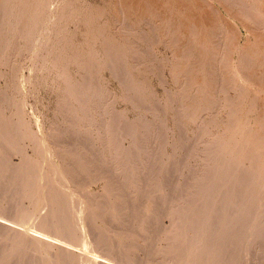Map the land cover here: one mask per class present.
<instances>
[{
    "label": "rangeland",
    "instance_id": "obj_1",
    "mask_svg": "<svg viewBox=\"0 0 264 264\" xmlns=\"http://www.w3.org/2000/svg\"><path fill=\"white\" fill-rule=\"evenodd\" d=\"M12 1H15L14 4L12 3L15 10H14V15L11 17V19H9V16H8V9L7 11L4 10L6 13H3L4 11L0 10V12L5 15V16L1 15L0 13V16H2L3 18V19L0 18V23L4 25L6 24V21H8V24L6 26L7 28L4 25L5 29L8 32H11L10 29L13 30L12 29L13 23L15 26V22L19 18V16H17L20 13L18 12V9L20 10L23 5V4H20L22 3L21 0H12ZM28 1L31 2L30 0ZM36 1L37 0H33L31 2L32 4L30 3L31 6L30 8H28L29 10H27V11H30V10L35 11L36 9L39 8L36 16L42 15V17L41 16L39 17L40 18L39 22L37 26L34 27V31H33L35 34L36 32H38L37 34L39 35L38 36L39 38H38L36 36L37 34L36 35L33 34V39L35 37L37 38V40L36 38L34 39L35 46L34 44H27V46L23 44L22 46L20 43V40L22 38L20 39L19 35H14L13 42L18 37H19L18 39H20L14 42V46H15L14 48L16 49L18 48L17 46H19L20 52H16V54H14L15 57L12 56L13 58L10 56L11 62L9 61L7 62V64L0 65V69H1L0 73L3 71H6L3 73L4 75L3 74L0 75V89H1V92H3V93L0 92V119H1L0 120V193L3 194L5 191L3 195L0 194L1 195L0 205H3L5 203L4 207L6 206L5 210H1V206H0V220L5 221L11 226L14 225L13 227L15 229L19 228V230L21 231L23 230L26 231L25 234L35 233L42 238L51 239L50 241L56 245H59L62 247L66 246L67 248L71 249L74 253H83V254L85 253L84 255L88 256L87 259L89 258L90 260H87L81 264H93V261H96V260H102L106 264H173L172 260L176 264H182V263L194 264V261H191L192 260L191 258L193 257V255L197 254L198 252L197 246L198 244L200 245V242L197 244L196 246L197 250L195 252H194L195 248L193 246L196 245L195 242L199 240L200 241L204 240V237H201L203 233H201V236H199L200 232H205L203 235L206 234L207 236V233L209 232L208 230L210 229V227L205 225L204 227H202L204 231L200 230L199 228H200L201 223L199 220L196 219L197 218L196 216L191 219V220L195 219L194 220L195 222L186 221L188 217H191L188 214V212L191 211V210H188L190 209V204H191L189 202L191 201V199L192 201L197 199L195 200L196 202L197 201L201 202V203L197 202L199 203L197 204L194 201L195 202L194 208H196L197 211L202 210L201 217L203 218H207L206 215L208 216L210 213H213L211 222L214 225H216L214 228L215 229L214 231H215V236H218L221 233V229L219 228H221L223 219H225L227 215V211H226L227 209L225 208L227 205V201L230 197V194L231 193L232 195L237 194L235 193L236 189H234L236 188L235 185H237L236 184L237 183V176H236L237 175V164L235 163L231 165V167L228 168L229 174L228 172H225L220 169L221 167L227 166V164L229 163L228 161H230L233 158L235 159V157H237V150H236L237 141L236 139L235 140L233 139L234 137L232 138L234 141H232L230 137H232L233 135L230 131L227 130V126L231 124L230 122H232L233 120L232 117H234V115L236 114L238 115L239 113H244L245 115L246 114L253 115L255 114L256 107L259 106V104L261 105L262 103H264V98L262 99V97H264V92H263L264 91V86H263L264 85L263 84L264 82V58H261V57H264V44L261 43L262 44L261 45L259 44V41H258L255 45L256 47L255 49L251 48L252 45L251 47H249L250 45L249 37L251 35L249 34V32L251 30L248 28V24L245 21L244 22L239 21L237 17L234 16L235 11L232 7L231 8L226 7L227 0L226 1L221 0L220 3H219V0H196V1L201 2L198 4L199 6L195 5L196 4L195 0L193 1L187 0L185 2H181L179 0H169V1L168 0H157V1L147 0L149 1L147 2L146 0H143V1H146L147 3L144 4V6H141V9L139 8L140 10L138 9L134 10V11H137L136 13L133 11L128 12V13H125L122 11L119 12L120 10L118 11L116 7L119 0H50V1L46 0L47 1L46 3H45V0L42 2H40L39 0L37 2ZM134 1L137 2L138 0H134ZM233 1L237 2V0H230L229 4L230 2L231 4H234ZM46 4H49V6H46ZM149 5H150V8H149ZM221 5H223V7ZM42 6H43V9H41ZM182 6L184 9H182ZM43 10H44V14L39 15L38 13L40 12L43 13ZM72 10L76 11L77 16H73L72 17L73 19L72 18L68 19L69 14L71 13ZM190 10H191V13H190ZM166 11L168 12L170 11V12L168 13ZM182 11H184V13H187V14L189 13L190 16L192 14L193 15L191 17L192 19H186L182 17ZM90 12H92L93 14ZM35 13H33L34 17H35L34 15ZM94 13H96V15ZM230 13L233 15L232 17ZM87 15L89 18L85 17ZM25 17L26 15L24 16L23 21H25ZM91 17H94V18L91 19ZM143 17L145 19H143ZM263 17H264V12L256 15L255 17V21L256 23H258V25L256 24L255 28L257 27L256 28L257 31L260 28L259 33H261L262 35V37L260 36L261 38H263V35H264ZM50 19H52L53 21H51ZM93 19L96 20L95 21L96 23L92 22ZM150 19L152 20L154 19V21ZM159 19L161 21H159ZM50 21L54 23H51ZM85 21L86 22L91 21V22L86 23ZM149 21H152V22L150 23ZM242 22L245 24H243ZM98 27L102 28L100 29L101 32ZM165 27L168 29H166ZM247 28L249 30L248 32L245 31V29ZM149 30L150 31L152 30L151 32L153 31L154 32L151 33ZM56 31L58 32L56 33ZM177 31L178 33H176ZM162 34L164 35L165 38H163ZM244 34L247 35L245 37L247 39L240 38V36H243ZM27 35L29 37L32 36V32L30 31L29 34L28 33L26 34V36ZM45 35L47 36L49 35V36L47 37ZM167 36H170V38ZM44 37L48 39L47 44L46 43L42 44V42H40V38H44ZM168 38L171 40V44L173 47L172 46L170 47L169 46L170 44L167 45V42L165 40H168ZM53 39L54 40L57 39V40L54 41ZM162 39L164 40V42L161 43ZM2 40L3 39L0 40L1 43L4 41ZM152 41H155V42L153 43ZM16 42L17 44L18 43L20 44L17 45ZM59 42H60L61 48L59 47L60 45L57 44ZM99 43L100 45H98ZM55 44L57 48H55ZM43 45H45L46 47L45 49L43 48ZM101 45L105 46L104 47L105 51ZM129 45L132 47L130 48ZM191 45L192 47H190ZM99 46H101L102 49ZM141 46H143L144 49L143 47L141 48ZM145 47H146V50L147 48L148 49L150 48L148 52H150L151 54L150 53L146 54L147 51L145 50ZM25 48L27 49L25 50ZM56 49H58L60 52L57 51ZM184 49L185 51H188L189 53L188 59L186 61V66H188V68L186 72L187 75L185 73V76H183V79H181L180 81L179 77L176 76L175 74L178 73L176 70H178L179 72L181 70L180 69L181 64L179 63L182 61L181 59H183L185 55ZM202 50L204 52H202ZM111 51L115 53V55H113L114 56L113 64L115 63V60L118 59L116 62L118 64L121 63V65L124 67L123 68L124 77H122L123 79L120 78L119 75H118L119 78L116 77L117 74L114 73V70H113L114 67L111 68L107 66V61L109 59L108 57H111V55L113 54ZM144 51H146L145 52L146 55H144ZM104 52H106V54ZM108 52L111 54H109ZM36 55L38 56L42 55V56L37 58ZM54 56L55 57L57 56L56 57L57 59ZM147 56L150 61L145 66L144 64H142V62H143L144 57H147ZM25 57L27 58V61L23 63L25 61ZM149 57H151V59ZM236 57H239V58H236ZM41 58H43V61L41 60ZM81 61L82 63H80ZM255 61H257L258 64ZM123 62L125 64H123ZM235 62H239L240 64L235 63ZM137 64H140V65H137ZM259 64H263V66L260 68ZM54 65H57L56 68L58 67V69L54 68ZM157 65H159L158 67L159 69L153 72L154 68ZM199 65L203 67L201 68ZM244 65L246 66L244 67ZM38 66L40 68H37ZM113 66H115V64ZM234 66H236L237 68ZM257 66L259 67L257 68ZM4 67L6 68L4 69ZM259 68L261 71L259 70ZM90 70L93 73V78L95 79V77L96 76L97 77L95 81H93L92 79L93 84H92L91 89L93 90L88 93V92H85V87L82 84L87 78V75L89 74ZM257 70H259L260 72ZM9 71L11 72V74L10 73L9 74L12 80L9 78V74L7 75ZM199 72L202 73V75ZM253 72H256V73H253ZM257 72H259V74ZM141 74H143V76ZM203 74L205 76H203ZM231 75L235 77L233 78ZM175 78L178 80V82H176ZM125 79L127 80L128 84L126 83ZM253 79L255 80L253 81ZM191 82L193 85L191 84ZM225 83L228 84L227 87H225L226 86ZM255 83L258 85H260L259 83H261L260 85L261 87L260 86L257 87ZM67 84L69 85L72 84L71 85V87L73 86L71 88V91L73 90L72 92L70 91L66 92L68 91L67 88L69 87V85ZM122 85L128 86V87L125 88ZM212 85H213V88L211 89ZM215 85L217 89L215 88ZM220 86L221 88H223V90L221 91L219 90L221 94H219V91H218V88L221 89ZM202 87H205L206 90L207 88L210 87V91L208 90L209 94L207 95V97L209 98L208 100L210 102L207 105H205L206 107L202 104V107H204V109L206 108L205 109L206 111L205 110L203 111L204 113L201 111V109L200 110L197 109V107H199V102H198L199 97L196 99L194 98V95L191 96L192 94H196L195 97H197L198 95L197 92H199V88H202ZM224 88L226 91L224 90ZM185 89L187 93L185 92ZM215 91H217V94L219 96L216 94ZM222 91H225V92L222 93ZM100 92L101 94L104 95V99H100L101 101L99 100V98H96L95 95L94 96L91 95V94H96V93L99 94ZM212 92H214L216 95ZM184 93H186V95L191 96L192 99L193 98L195 99L194 103L191 106L188 105L189 107L185 113H183L185 110H182V108H184L185 105L187 106V104H185L187 103V100L186 98H184L186 97ZM80 94H83V96L82 95L80 96ZM235 94H237V96ZM74 96L76 97L75 98L76 101L74 100ZM233 96H236V98ZM77 97H81V98L78 99ZM220 98L221 99L225 98V101L220 100ZM77 99L79 100V102ZM218 99L220 103L218 102ZM249 99L252 101H250ZM60 100L62 101L59 103L63 105L60 106V108L58 109L60 110L59 112L57 110V107L55 106L59 105L58 102L56 101H60ZM208 100L206 99L207 102ZM258 100L260 101L255 102ZM244 101L246 103H244ZM247 101H249L248 103L250 102L251 103L248 105ZM214 102H218L219 104L214 105L213 104ZM103 103L106 104L107 111L108 112L111 111V114L114 115L116 120L119 119V123L118 124L116 123L117 125L114 124L112 126L111 131H110V133L111 132L112 133L111 134L109 133L107 135L104 131V128H102V125L104 126L106 125L105 122H106V119H108V117H106L107 114H101V112H98V110L101 111L103 109V107H101ZM228 103H230L229 106H228ZM239 103L241 104L239 105ZM242 103L244 104L242 105ZM253 104L255 106H253ZM218 105H220L221 108ZM244 105L246 106V110L248 113L245 112L246 111L245 109L241 108V107H244ZM179 108H181L180 109L181 113H180ZM159 116H161L162 118ZM177 116H179V118ZM178 120L180 121L178 122ZM7 121L9 124H7ZM154 125L155 127H153ZM17 126L19 127V129L17 128ZM60 126H64V127L66 126V127L63 130L62 129L63 127L61 128ZM133 126L140 127V128H139L138 134L136 136L134 135L131 137L130 135H127V134H129L128 131L134 128ZM14 127H16L17 129ZM38 127H41V128L38 129ZM53 129L55 130L57 129L58 132H61V133H58L59 141L60 142L62 141L61 142L62 147L60 146L61 149L59 151V155H60L59 157L61 158L59 157L55 159L53 158V155H52L53 147L51 149L45 150L46 156L45 155L43 157L38 156L36 152L38 151L37 148L40 146V141L42 140L45 134H52V131L53 132L55 131ZM142 129H143V132H145L146 137L148 138L146 139V142H145V149H143L142 153L140 152L141 154H138L137 153L138 147L136 145H138L139 140L136 141V139H139L140 137L139 135L141 133L140 130L142 131ZM117 130H119L120 133ZM11 131H15L14 136L16 137H14L13 135L11 136ZM62 131H64V133ZM202 133L205 135H203ZM109 135H112L113 138H115L114 145H110L109 143H107V139L110 138ZM90 136L92 137V139ZM102 136H104V139ZM158 136L160 139L159 140L160 143L158 142ZM177 136L179 137V140ZM5 137L7 139L11 137L10 139L14 141L15 150H16L15 153L7 154L4 151V149L1 147L4 144L3 141L6 140ZM100 137L103 140H101ZM89 138L91 141L89 140ZM217 138L218 140H216ZM105 139L106 141H104ZM196 141L198 142V145L195 144L197 143ZM65 142L67 143L66 145H64ZM171 142H173V144H171ZM213 142L215 144H211ZM220 143H223V145L222 144L220 145ZM178 144L179 145L181 144V145L179 146ZM230 144H231L232 150L231 148L228 147V145ZM185 146L188 148L186 149ZM91 147L93 149H91ZM117 147L118 148L120 147V150H121V154L119 155L117 153V149H116ZM210 150L212 152H210ZM97 151L98 152L101 151V158H102V161L104 162V163L102 162L103 166L107 167L110 165L111 168L110 167H109L110 169L108 167L107 168L113 173L110 174L109 172H107L108 170H106L104 167L101 169L100 165L98 167V163H99L98 161L94 163L93 160L96 158V155H97L96 153H98ZM228 151H231L234 153L231 154V152L229 153ZM185 152H187V154ZM191 152L193 153L191 154ZM79 153L82 154V155L80 154L81 157L79 156ZM223 153L224 154L226 153V154L224 155ZM228 153L230 154V156H228L229 159L227 158ZM61 154H64V155H61ZM206 154H208V156ZM22 155L24 156L22 157ZM184 155L186 156V159ZM26 156L29 159L27 163L25 164L23 159ZM69 156L71 157V159L69 158ZM74 158H76V160H74ZM119 158L120 160L134 159L138 161L135 169H133L132 167L133 172L134 171L136 172H134V174L132 175L133 182H132L131 188L130 187L126 188L125 186L126 185V183L124 182L125 170L123 171L121 168H118L117 163H115L116 161L119 160ZM69 159L71 160L69 164L70 169L68 167L69 172H67L66 171L67 167L65 166L66 163L64 162H68ZM175 159H180V160L182 159V160L181 162L179 161V163L177 164L175 163V161H173ZM203 159H205V161ZM41 160H43L42 173L38 178H35L36 177L35 176L36 175L35 174L36 165L39 164ZM217 162H220V164L218 163L217 165ZM206 163H208L209 165L208 164L206 165ZM223 164L225 166H223ZM81 165L87 166L84 171L81 170L82 169ZM111 165L113 166V168ZM147 165L151 167H155V168L157 167V168L154 174L155 186L152 191V194L150 195V197L144 198L142 193L145 190V188H147L148 182L150 180L149 175L146 172ZM173 165L175 166V168ZM139 167H141L142 169ZM217 167H218V170H217L218 172H215ZM32 168H34L33 171H32ZM157 169L159 172L157 171ZM170 169L171 171H174V169L175 170L177 169L176 171L178 172L180 171L179 173L175 171V173L179 175L177 177L178 180L176 179L177 187L179 186L178 188L174 189L171 187L170 189L168 187L169 183H167L163 179L165 175L164 173H167L170 175L169 173L171 172ZM180 169H183L182 170L183 172ZM184 169L187 171L185 172ZM203 170L205 171L203 172V174L205 175L204 177L202 176L203 174H201ZM144 171L146 173H144ZM79 172L81 175L79 174ZM189 172H191V174ZM211 172L213 174L217 173V175L215 178L216 180L211 185H209L208 182L212 180L211 176L213 177V174ZM120 173L121 174L123 173V174L121 175ZM139 173L141 174V176ZM209 173H211L210 176L207 175ZM134 177H137V178H134ZM196 177L198 178V180ZM194 178H196V180ZM199 178L200 179L205 178L206 180L205 179L204 180L207 182H205L203 179L199 180ZM230 178L231 180L232 179L233 180L230 181ZM31 179H33L34 181ZM202 180L203 182H200ZM191 181L193 182V184H191L192 183ZM135 182L138 184H136ZM223 182L225 184H223ZM157 183L159 184L157 185ZM182 183L186 187L189 186L188 191L185 194V196L183 195L181 191ZM200 183L202 184L199 185ZM163 184L165 186V189L163 188L164 187ZM220 184L221 185L223 184L222 185L223 187H221V189H219ZM196 185L199 186V188H196ZM213 186H216V187H213ZM209 187L211 189H209ZM29 188L30 190L28 191ZM123 188H124V191H123ZM230 188H232V190ZM17 189L18 190L20 189V190L18 191ZM197 189L198 190L201 189V190L198 191ZM162 190H165V191L168 190V193L170 195L167 194V196L170 200H173L171 201V203H170V200L169 201L165 200L164 202L165 205L163 203V207L165 206L163 209H165L166 206H168L170 203L169 209L168 207L165 209L166 213L167 211L171 212L172 210H177L176 208H179V206L180 208L182 207L181 210L183 212L181 211L178 217L181 218V215H182L183 219L182 218L179 219L178 224L180 226V229L185 228L184 232L181 231L183 234H180V233L176 235L173 234L174 233L172 232L173 227L171 226V223H170L172 218L169 215H166L165 216L166 218L160 217L163 219L156 217L154 220L155 223L153 222L152 227L148 230L149 232L146 231L145 227L147 225L146 220L148 219V215L151 213V211H154V209H158V206L152 201L153 199H155L154 197H156V194H158L157 197L161 195ZM215 190L219 192L217 193V191ZM221 191H223V195ZM123 192L128 193V198L131 197L130 202H128V204L126 205L127 207L125 209L117 210L119 211L117 212L115 210L116 206H114L113 211L107 214L106 218L102 217L100 214L97 213L99 209L104 206L105 202L109 200L108 198H111V196L115 197L116 195L123 193ZM33 194L34 196H32ZM171 194H175V195H171ZM224 194H227L226 197L229 195L227 199L226 197H222L224 196ZM177 195L180 197H178ZM182 196H184L185 198ZM214 196H216L217 200L219 199L220 196H221L220 198L225 199L224 201L222 199L218 200V201L221 200L223 203L225 202V204H223L222 202H221L222 204L219 203V205L221 204L222 208L223 206H225L224 214H222L223 209L220 208L219 205L217 209L218 208L220 209L217 211L214 210L213 206L217 202ZM259 196H257L256 197L257 199L255 198L254 200L256 204L258 201H261L262 199V196L260 197ZM138 198H139L140 203L138 201ZM186 199L189 201H187ZM182 201H184V203ZM65 204H67V206ZM115 204L116 202L113 203V205ZM184 204L188 205V208H186V205ZM204 205H205V208H204ZM174 206H175V209L171 208ZM202 206L204 209L202 208ZM49 207H50V211H49ZM211 207H213V209ZM133 209L135 212H133ZM138 209L139 211L137 212ZM52 210L53 212H51ZM48 211L51 212L49 213V215H47ZM205 212H206V215H205ZM181 213H184L188 217ZM221 215L222 217H220ZM49 216H52V219H50L51 217ZM56 218L58 220H56ZM48 219L49 221H46ZM55 220L57 222H55ZM60 220L62 223H59ZM181 220H183L184 222H182ZM107 221H109L110 224L108 225L105 224L107 223ZM48 222L50 226L46 225V223ZM37 223H38V227L36 225ZM231 223L233 226L236 225L235 222L233 221ZM250 223L251 222L249 221L247 222V225L245 227H239L238 229L239 231L242 232L240 233L238 231L241 234V238L239 235V240L240 239L241 240L238 243V249H240L238 257L240 258H238V260L235 262L231 261V257L230 259L228 258L231 255V252L233 249L231 250V246L229 247V249L227 247L233 243H231L230 240L229 241L226 240V247L224 248L225 249L227 248V249L225 250L223 255L225 254L227 255L224 256L225 259L222 261V263L227 261L228 264H231V263L239 264L240 262H241L240 264H244V263L245 264H253V263L264 264V249H263L264 245H262L260 248V250L262 251L261 254L257 253V255L255 254V256H250L246 258L250 254L247 255L248 244L244 242L243 239L247 237L251 229L255 227L254 223H251L254 225H251ZM248 224L249 226L251 225L250 228ZM182 226H184V228H182ZM185 226H187L188 228L186 229ZM168 228H170L171 231L168 230V232H166L165 230H167ZM108 229L110 231H106ZM189 230L191 232H189ZM197 230L199 232H197ZM245 231H247V233ZM4 232L3 231L0 232V237L2 233V238L0 239L1 240L0 243L2 246L4 244L3 247L10 246V243H12L11 239L13 240V235L15 233L12 232L11 234V232H8V231H4ZM101 232L102 233L104 232V234H102ZM170 232H172V234ZM236 232H237V228H236ZM243 232L245 233L243 234ZM9 234L11 236H9ZM181 235L182 236L185 235L187 238H189V242L193 244L192 250L190 251L187 250L189 249L187 248V246L190 243L189 244L187 243L188 244L187 246L180 245L181 240H182ZM196 237L198 238L201 237V239L200 238L197 239ZM9 238L11 242L8 241ZM211 241L214 242V239H212ZM177 242L179 244H177ZM104 247L107 250L104 251L105 249ZM178 247L179 249H177ZM184 247L186 249H184ZM243 247L247 252L243 249ZM10 248L11 249L8 251L9 255H7V258L9 257L11 258H9L8 260L4 262L1 260V258L3 257V255L1 254V250L3 248L0 246V254H1L0 264H3V262L4 264H11V263L12 264H23L24 259L29 256L33 257L31 264H73L74 262V261H71V262L67 261L68 260L67 257L62 258L63 260L60 257L59 258L61 260L59 258H55L54 253H53V249H54L53 247L49 248L48 249L49 251L48 250L43 251V250H38L35 247L29 248L24 242L23 243L20 242V243L13 244ZM32 249L33 251H31ZM96 250L97 252H94ZM49 253L51 254V256ZM240 253H242L243 255L241 256ZM20 256L22 258H20ZM257 258L258 259L262 258V259L258 260ZM187 259L188 261L186 262ZM244 259L246 260L244 261ZM255 259H257L258 261ZM207 262L208 264H211L210 263L211 259L208 257L203 262H201V264H206Z\"/></svg>",
    "mask_w": 264,
    "mask_h": 264
},
{
    "label": "bare ground",
    "instance_id": "obj_2",
    "mask_svg": "<svg viewBox=\"0 0 264 264\" xmlns=\"http://www.w3.org/2000/svg\"><path fill=\"white\" fill-rule=\"evenodd\" d=\"M28 0H21V2L22 3H20V4H23L22 5V7H21V9L19 10L18 9V12H20L19 13V15H17V13H16V15L17 16H19V18L17 19V18H15V19H17V21L15 22V26H14V23H13V27H12V29L13 30H11L10 29V31L11 32H8L6 29H5V27L7 26V24H8V21H6V24H4L5 25V27H4V25L2 24V23H0V40L1 39H3L2 41V43L0 42V65H3V64H7V62H9L10 60H11V57L12 56H14V54H16V52H20L19 50H20V47L19 46H17V45H19L20 43H21V45L23 46V44L24 45H26L27 46V44H34V39L36 38L35 36V38L33 39V34H35L33 31H34V27H36L37 26V24H38V22H39V17L41 16L42 17V15H40V14H44V10H43V13L42 12H40V13H38L40 16H36V14H37V12H38V9H36L35 11H32V10H30V11H27V10H29L28 8H30V6H31V2L33 1V0H30L31 2H27ZM38 1V0H37ZM36 1V2H37ZM40 2H42V1H44V0H39ZM48 1H50V0H48ZM147 1V0H146ZM143 1V0H138L137 2L136 1H134V0H119L118 1V4H117V10L119 11V12H125V13H128V12H137V11H134V10H136V9H138V10H140L141 9V6H144V4H146L147 2H149V1ZM157 1V0H156ZM155 1V2H156ZM169 1V0H168ZM179 1H181V2H185V1H187V0H179ZM193 1V0H192ZM191 1V2H192ZM196 1V0H195ZM220 1L221 0H219V3H220ZM226 1V0H225ZM229 1L230 0H227L226 1V7L227 8H233L234 9V11H235V17H237V19L239 20V21H245L247 24H248V28L251 30L250 32H249V34H251L250 35V37H249V43H250V45H249V47H251V45H252V49H255L256 47H255V45H256V43L259 41V44H261V43H263L264 44V35H263V38H261L262 37V35H261V33H259V30H260V28H259V30L257 31L256 30V28H255V26H256V24L258 25V23H256V21H255V17H256V15H258V14H260V13H262V12H264V0H237V2H234V4H231V2H230V4H229ZM14 2L15 1H12V0H0V10H2V11H7V9H8V16H9V19H11V17L14 15V10H15V8H14V6H13V4H14ZM47 1L45 0V3H46ZM54 2V1H53ZM190 2V3H191ZM13 3V4H12ZM31 3V4H30ZM114 3V2H113ZM199 3H201V2H199V1H196V4L195 5H197V6H199L198 4ZM181 4V3H180ZM184 4V3H183ZM4 5V6H3ZM154 5V4H153ZM186 5V4H185ZM204 5V4H203ZM224 5V4H223ZM223 5H221L222 7H223ZM21 6V5H20ZM46 6H49V4H46ZM65 6V5H64ZM67 6V5H66ZM77 6V5H76ZM146 6H148V5H146ZM168 6V5H167ZM4 7V8H3ZM50 7H52V6H50ZM75 7V6H74ZM112 7V6H111ZM152 7V6H151ZM2 8V9H1ZM18 8V7H17ZM16 8V9H17ZM63 8H65V7H63ZM140 8V9H139ZM143 8V7H142ZM145 8H147V7H145ZM149 8H150V5H149ZM159 8V7H158ZM174 8V7H173ZM197 8V7H196ZM41 9H43V6L41 7ZM40 9V10H41ZM80 9V8H79ZM83 9V8H82ZM89 9V8H88ZM182 9H184L183 8V6H182ZM181 9V10H182ZM186 9V8H185ZM64 10V9H63ZM70 10V9H69ZM78 10V9H77ZM117 10H116V12H117ZM143 10V9H142ZM141 10V11H142ZM146 10V9H145ZM160 10V9H159ZM174 10V9H173ZM230 10V9H229ZM3 12V13H6V12ZM27 11V12H26ZM82 11V10H81ZM100 11V10H99ZM154 11V10H153ZM152 11V12H153ZM36 12V13H35ZM101 12V11H100ZM100 12H99V14H100ZM143 12V11H142ZM148 12H149V10H148ZM155 12V11H154ZM166 12H168V11H166ZM170 12V11H169ZM168 12V13H169ZM1 13V12H0ZM33 13H35L34 15H35V17L33 16ZM90 13H92V12H90ZM172 13V12H171ZM190 13H191V10H190ZM201 13H203V12H201ZM77 13H76V11L74 10H72L71 11V13L69 14V18L68 19H71L73 16H77L76 15ZM93 14V13H92ZM95 15H96V13H94ZM116 14V13H115ZM150 14H151V12H150ZM154 14V13H153ZM165 14V13H164ZM1 15H4V14H2L1 13ZM26 15V17H25V21H23L24 20V16ZM98 15V14H97ZM117 15V14H116ZM156 15H157V13H156ZM162 15V14H161ZM179 15V14H178ZM195 15H197V14H195ZM194 15V16H195ZM230 15H231V17L233 16L231 13H230ZM5 16V15H4ZM66 16V15H65ZM150 16V15H149ZM171 16V15H170ZM193 15L191 14V16H190V14L188 13H184V11H182V17H184V18H186V19H192L191 17H192ZM259 16H261V15H259ZM67 17H68V15H67ZM85 17H88V15L87 16H85ZM200 17V16H199ZM0 18L1 19H3L2 18V16H0ZM7 18V17H6ZM89 18V17H88ZM92 18H94V17H91V19ZM115 18H116V16H115ZM156 18H157V16H156ZM155 18V19H156ZM169 18V17H168ZM198 18V17H197ZM12 19H14V18H12ZM73 19V18H72ZM87 19V18H86ZM143 19H145L144 17H143ZM147 19H149V18H147ZM160 19H162V18H160ZM159 19V21H161ZM165 19V18H164ZM234 19V18H233ZM263 19H264V17H263ZM4 20H5V18H4ZM51 21H53L52 19H50ZM115 20V19H114ZM150 20H152V19H150ZM173 20V19H172ZM184 20V19H183ZM15 21V20H14ZM50 21V22H51ZM96 20H94L93 19V21L92 22H95ZM138 21V20H137ZM152 21H154V19L152 20ZM152 21H149L150 23L152 22ZM165 21H167V20H165ZM186 21V20H185ZM191 21V20H190ZM13 22V21H12ZM67 22V21H66ZM86 22V21H85ZM89 23L91 22V21H88ZM88 22H86V23H88ZM144 22V21H143ZM149 22H148V24H149ZM242 22V23H243ZM10 23V22H9ZM51 23H54V22H51ZM96 23V22H95ZM95 23H93V24H95ZM145 23V22H144ZM147 23V22H146ZM156 23V22H155ZM163 23V22H162ZM161 24V23H160ZM183 24V23H182ZM190 24H192V23H190ZM200 24H202V23H200ZM243 24H245V23H243ZM51 25V24H50ZM90 25V24H89ZM92 25V24H91ZM131 25H132V23H131ZM179 25V24H178ZM9 26V25H8ZM65 26V25H64ZM87 26V25H86ZM148 26H150V25H148ZM198 26V25H197ZM238 26V25H237ZM245 26V25H244ZM89 27V26H88ZM120 27V26H119ZM129 27V26H128ZM127 27V28H128ZM169 27V26H168ZM181 27V26H180ZM189 27V26H188ZM191 27V26H190ZM7 28V27H6ZM64 28V27H63ZM92 28V27H91ZM96 28V27H95ZM99 28V30L100 29H102V28H100V27H98ZM104 28V27H103ZM117 28V27H116ZM166 28V27H165ZM177 28V27H176ZM248 28L247 29H245V31H249L248 30ZM254 28H255V30H254ZM32 29V30H31ZM60 29V28H59ZM93 29V28H92ZM97 29V28H96ZM134 29V28H133ZM155 29V28H154ZM153 29V30H154ZM166 29H168V28H166ZM191 29V28H190ZM38 30V29H37ZM64 30V29H63ZM67 30V29H66ZM156 30V29H155ZM186 30V29H185ZM200 30V29H199ZM237 30H238V28H237ZM262 30V29H261ZM32 32V36H26V34L28 33L29 34V32ZM36 31V30H35ZM59 31V30H58ZM58 31H56V33L58 32ZM89 31V30H88ZM150 31V30H149ZM152 31V30H151ZM150 31V32H151ZM197 31V30H196ZM201 31V30H200ZM8 32V33H7ZM53 32H55V31H53ZM75 32V31H74ZM100 32H101V30H100ZM99 32V33H100ZM140 32V31H139ZM138 32V33H139ZM142 32V31H141ZM154 32V31H153ZM153 32H151V33H153ZM156 32V31H155ZM167 32V31H166ZM195 32V31H194ZM38 32H36V34H37ZM123 33V32H122ZM176 33H178V31L176 32ZM180 33V32H179ZM193 33V32H192ZM211 33V32H210ZM237 33V32H236ZM35 34V35H36ZM47 34V33H46ZM63 34V33H62ZM168 34H169V32H168ZM167 34V35H168ZM196 34V33H195ZM209 34V33H208ZM14 35H19L20 36V39H15V41L16 40H20V43H18L17 44V42H16V46L18 47V48H14L15 46H14V42H13V36ZM119 35V34H118ZM140 35V34H139ZM148 35V34H147ZM159 35V34H158ZM37 37L39 36L38 34L36 35ZM45 36H47V35H45ZM49 36V35H48ZM47 36V37H48ZM100 36V35H99ZM111 36V35H110ZM133 36V35H132ZM162 36H163V38H165L164 37V35L162 34ZM177 36V35H176ZM188 36V35H187ZM193 36V35H192ZM247 35L246 34H244L243 36H240V38H242V39H247V38H245ZM261 36V37H260ZM68 37V36H67ZM96 37H98V36H96ZM128 37V36H127ZM137 37V36H136ZM138 37H140V36H138ZM145 37V36H144ZM167 37H169L170 38V36H167ZM208 37V36H207ZM39 38V37H38ZM55 38V37H54ZM57 38V37H56ZM60 38V37H59ZM125 38V37H124ZM129 38V37H128ZM127 38V39H128ZM150 38V37H149ZM168 38V40H165L166 42H167V45H169L170 47L172 46V44H171V40ZM121 39H123V38H121ZM131 39V38H130ZM206 39V38H205ZM36 40H37V38H36ZM35 40V41H36ZM48 39H46V37H44V38H40V42H42V44L43 43H46L47 44V41ZM51 40V39H50ZM49 40V41H50ZM54 40V39H53ZM52 40V41H53ZM57 40V39H56ZM56 40H54V41H56ZM99 40H100V38H99ZM103 40V39H102ZM153 40V39H152ZM163 40V39H162ZM161 40V43L162 42H164V40L162 41ZM204 40V39H203ZM60 41V40H59ZM174 41V40H173ZM177 41V40H176ZM143 42V41H142ZM153 43L155 42V41H152ZM178 42V41H177ZM56 43V42H55ZM96 43V42H95ZM94 43V44H95ZM109 43V42H108ZM146 43V42H145ZM144 43V44H145ZM148 43V42H147ZM151 43V42H150ZM159 43H160V41H159ZM183 43V42H182ZM49 44V43H48ZM57 44H59L60 45V42L59 43H57ZM175 44V43H174ZM176 44H178V43H176ZM58 45V46H59ZM98 45H100V43L98 44ZM104 45V44H103ZM106 45V44H105ZM131 45V44H130ZM129 45V46H130ZM164 45V44H163ZM189 45V44H188ZM262 45V44H261ZM34 46H35V44H34ZM102 46V45H101ZM101 46H99V47H101ZM112 46V45H111ZM175 46V45H174ZM29 47V46H28ZM60 48H61V45L59 46ZM58 47V48H59ZM103 47V49H104V47L105 46H102ZM102 47H101V49H102ZM132 46H130V48H131ZM143 46H141V48H142ZM150 47V46H149ZM173 47V46H172ZM187 47V46H186ZM190 47H192V45L190 46ZM201 47V46H200ZM199 47V48H200ZM205 47V46H204ZM203 47V48H204ZM30 48H31V46H30ZM43 48L45 49L46 47H45V45H43ZM43 48H42V50H43ZM54 48V47H53ZM55 48H57L56 47V44H55ZM113 48V47H112ZM112 48H111V50H112ZM27 48H25V50H26ZM109 49V48H108ZM107 49V50H108ZM116 49V48H115ZM143 49H144V47H143ZM150 49V48H149ZM149 49L147 48V50H146V47H145V50L147 51V53L146 54H148V53H150V52H148L149 51ZM153 49V48H152ZM170 49V48H169ZM172 49V48H171ZM191 49V48H190ZM197 49V48H196ZM24 50V51H25ZM57 51H59L58 49H56ZM114 50V49H113ZM139 50V49H138ZM189 50V49H188ZM201 50V49H200ZM23 51V50H22ZM21 51V52H22ZM50 51V50H49ZM90 51V50H89ZM104 51H105V49H104ZM129 51V50H128ZM140 51V50H139ZM146 51H144V55H146L145 54V52ZM153 51V50H152ZM184 51H185V49H184ZM60 52V51H59ZM102 52H103V50H102ZM112 52V51H111ZM116 52V51H115ZM141 52H143V51H141ZM202 52H204L203 50H202ZM212 52V51H211ZM41 53V52H40ZM62 53V52H61ZM105 54H106V52H104ZM109 53V52H108ZM113 53V52H112ZM131 53V52H130ZM137 53V52H136ZM179 53V52H178ZM30 54H32V53H30ZM50 54V53H49ZM48 54V55H49ZM92 54V53H91ZM109 54H111V53H109ZM151 54V53H150ZM149 54V55H150ZM185 55H184V57H183V59H181L180 61V63L179 64H181L180 65V72L178 71V70H176L178 73V75L177 74H175L176 76H178L179 77V80L181 81V79H183V76H185V73L187 72V68H188V66H186V61H187V59H188V55H189V53H188V51H185V53H184ZM241 54V53H240ZM243 54V53H242ZM3 55V56H2ZM21 55V54H20ZM39 55V54H38ZM38 55H36L37 56V58L38 57H41V56H38ZM52 55V54H51ZM113 55H115V53H113L112 55H111V57H108L109 59H108V61H107V66H109V67H114L113 68V70H114V73L115 74H117V78H119L118 77V75L120 76V78H122V77H124L123 75H124V70H123V66L121 65V63L120 64H118L116 61L118 60H115V66H113L114 64H113V60H114V56ZM132 55V54H131ZM130 55V56H131ZM11 56V57H10ZM44 56V55H43ZM80 56V55H79ZM121 56H122V54H121ZM133 56H135V55H133ZM225 56V55H224ZM15 57V56H14ZM31 57V56H30ZM45 57V56H44ZM55 57V56H54ZM57 57V56H56ZM55 57V58H56ZM141 57V56H140ZM153 57V56H152ZM187 57V58H186ZM241 57V56H240ZM13 58V57H12ZM54 58V59H55ZM131 58V57H130ZM150 59H151V57H149ZM215 58H217V57H215ZM236 58H239V57H236ZM258 58V57H257ZM261 58H264V57H261ZM40 59V58H39ZM57 59V58H56ZM62 59V58H61ZM134 59V58H133ZM24 60V59H23ZM29 60H30V58H29ZM38 60V59H37ZM41 60L43 61V58H41ZM40 60V61H41ZM78 60V59H77ZM132 60V59H131ZM206 60V59H205ZM242 60V59H241ZM259 60V59H258ZM257 60V61H258ZM27 61V58L25 57V61L23 62V63H25ZM41 61V62H42ZM121 61V60H120ZM150 60L148 59V56L147 57H144V59H143V62H142V64H144L145 66H146V64H148V62H149ZM155 61V60H154ZM153 61V62H154ZM257 61H255L256 63H257ZM11 62V61H10ZM54 62V61H53ZM84 62H86V61H84ZM83 62V63H84ZM129 62V61H128ZM192 62H193V60H192ZM195 62V61H194ZM210 62V61H209ZM239 62H240V60H239ZM239 62H235V63H239ZM243 62V61H242ZM254 62V63H255ZM260 62H261V60H260ZM263 62V61H262ZM80 63H82V61L80 62ZM234 63V62H233ZM19 64V63H18ZM40 64V63H39ZM42 64V63H41ZM50 64V63H49ZM54 64V63H53ZM105 64V63H104ZM123 64H125L124 62H123ZM130 64H132V63H130ZM130 64H129V66H130ZM240 64V63H239ZM238 64V65H239ZM245 64V63H244ZM251 64V63H250ZM258 64V63H257ZM20 65V64H19ZM22 65H24V64H22ZM89 65V64H88ZM137 65H140V64H137ZM260 65V68L263 66V64H259ZM37 66V65H36ZM40 66V65H39ZM37 67V68H40V67ZM56 66L57 65H54V68H56ZM106 66V65H105ZM142 66V65H141ZM154 66V65H153ZM152 66V67H153ZM190 66V65H189ZM200 66V65H199ZM208 66V65H207ZM246 65H244V67H245ZM248 66H249V64H248ZM20 67V66H19ZM159 65H157L155 68H154V70H153V72L154 71H157L159 68ZM201 67V66H200ZM203 67V66H202ZM201 67V68H202ZM231 67V66H230ZM234 67H236V66H234ZM253 67H254V65H253ZM259 66H257V68H258ZM6 67H4V69H5ZM97 68V67H96ZM237 68V67H236ZM235 68V69H236ZM246 68H248V67H246ZM250 68V67H249ZM256 68V67H255ZM260 68H259V70H260ZM18 69V68H17ZM56 69H58V67L56 68ZM86 69H87V67H86ZM90 69V68H89ZM178 69V68H177ZM196 69V68H195ZM200 69V68H199ZM199 69H198V71H199ZM244 69V68H243ZM1 70V69H0ZM19 70V69H18ZM259 70H257V71H259ZM15 71V70H14ZM93 71V70H92ZM100 71V70H99ZM175 71V70H174ZM196 71V70H195ZM197 71V72H198ZM249 71H250V69H249ZM261 71V70H260ZM259 71V72H260ZM4 72H6V71H3V72H1L0 73V75H2ZM87 72V71H86ZM96 72V71H95ZM201 72V71H200ZM199 72V73H200ZM215 72V71H214ZM242 72H243V70H242ZM259 72H257L258 74H259ZM11 74V72L9 71L8 73H7V75L8 74ZM13 73V72H12ZM16 73V72H15ZM128 73V72H127ZM235 73V72H234ZM238 73V72H237ZM241 73V72H240ZM253 73H256V72H253ZM10 74H9V78H10ZM59 74V73H58ZM85 74V73H84ZM101 74V73H100ZM201 75H202V73H200ZM211 74H212V72H211ZM4 75V74H3ZM97 75V74H96ZM142 76H143V74H141ZM155 75V74H154ZM186 75H187V73H186ZM196 75V74H195ZM247 75V74H246ZM12 76V75H11ZM17 76V75H16ZM33 76V75H32ZM113 76V75H112ZM137 76V75H136ZM203 76H205L204 74H203ZM232 77H233V75H231ZM30 77V76H29ZM97 77V76H96ZM96 77H95V79H96ZM114 77H115V75H114ZM161 77V76H160ZM235 77V76H234ZM233 77V78H234ZM239 77V76H238ZM198 78V77H197ZM11 80H12V78H10ZM92 79H93V81H95V79L93 78V73L91 72V70H90V72H89V74L87 75V78L85 79V81H84V83L82 84V85H84V87H85V92H91L93 89H91L92 88V84H93V82H92ZM123 79V78H122ZM121 79V80H122ZM176 79V78H175ZM185 79V78H184ZM192 79V78H191ZM191 79H190V81H191ZM8 80V79H7ZM62 80H64V79H62ZM100 80V79H99ZM126 80V79H125ZM255 79H253V81H254ZM33 81V80H32ZM58 81V80H57ZM193 81V80H192ZM243 81V80H242ZM9 82H10V80H9ZM12 82V81H11ZM128 82H129V80H128ZM176 82H178V80L176 79ZM183 82V81H182ZM189 82V81H188ZM256 82V81H255ZM71 83V82H70ZM126 83H127V80H126ZM213 83V82H212ZM251 83H253V82H251ZM77 84V83H76ZM106 84V83H105ZM128 84V83H127ZM191 84H192V82H191ZM207 84V83H206ZM256 84V83H255ZM260 85H261V83H259ZM263 84H264V82H263ZM262 84V85H263ZM14 85V84H13ZM16 85V84H15ZM67 85H69V84H67ZM71 85L72 84H70L69 85V87L67 88V90L68 91H66V92H72L71 91V88L73 87H71ZM96 85V84H95ZM124 85V84H123ZM122 85V86H123ZM135 85V84H134ZM193 85V84H192ZM205 85V84H204ZM209 85V84H208ZM221 85V84H220ZM225 87H227V85L228 84H226L225 83ZM246 85V84H245ZM257 85V87H259L260 85H258V84H256ZM19 86V85H18ZM62 86V85H61ZM182 86V85H181ZM222 86V85H221ZM221 86H220V88H221ZM224 86V85H223ZM244 86V85H243ZM264 86V85H263ZM4 87V86H3ZM75 87V86H74ZM82 87V86H81ZM123 87H128V86H123ZM199 87V86H198ZM211 87V86H210ZM210 87L209 88H207V90H206V88L205 87H202V88H199V92H197L198 93V95H197V97H195V95L196 94H192L191 96H193L194 95V98H198V102H199V107H197V109L198 110H200L201 109V111L203 112L205 109H204V107H202V104L205 106V105H207L210 101L208 100L209 98L207 97V95L209 94V91H210ZM245 87V86H244ZM251 87V86H250ZM261 87V86H260ZM10 88V87H9ZM65 88V87H64ZM83 88V87H82ZM204 88V89H203ZM213 88V85H212V87H211V89ZM215 88H216V85H215ZM74 89V88H73ZM188 89V88H187ZM217 89V88H216ZM261 89H263V88H261ZM261 89H259V90H261ZM209 90V91H208ZM215 90V89H214ZM221 91V90H223V88H221V89H219L218 88V91ZM224 90H225V88H224ZM242 90V89H241ZM245 90V89H244ZM249 90V89H248ZM107 91V90H106ZM196 91V90H195ZM213 91V90H212ZM220 91H219V94H221L220 93ZM226 91V90H225ZM225 91H222V93L223 92H225ZM0 92H1V89H0ZM11 92V91H10ZM81 92V91H80ZM84 92V93H85ZM185 92H186V89H185ZM193 92V91H192ZM216 92V94H217V91H215ZM264 92V91H263ZM1 93H3V92H1ZM83 93V94H84ZM187 93V92H186ZM186 93H184L185 94V96L186 97H184V98H186V100H187V103H185V104H187V106L185 105L184 106V108H182V110H185L183 113H185L186 111H187V109H188V107L189 106H191L193 103H194V98L192 99V97L191 96H189V95H186ZM212 93H214V92H212ZM70 94V93H69ZM83 94H80V96L82 95L83 96ZM105 94V93H104ZM179 94H180V92H179ZM190 94V93H189ZM215 94V93H214ZM215 94V95H216ZM224 94H226V93H224ZM91 95H95L96 96V98H99V100L100 99H104V95L103 94H101V92L99 93V94H91ZM211 95V94H210ZM218 95V94H217ZM236 96H237V94H235ZM10 96V95H9ZM73 96V95H72ZM78 96V95H77ZM135 96H136V94H135ZM212 96V95H211ZM219 96V95H218ZM220 96H222V95H220ZM236 96H233V97H235L236 98ZM7 97V96H6ZM261 97V96H260ZM76 97L74 96V100L76 101V99H75ZM78 99L79 98H81V97H77ZM93 98V97H92ZM135 98V97H134ZM150 98V97H149ZM183 98V99H184ZM264 97H262V99H263ZM61 99V98H60ZM77 99V100H78ZM206 99L208 100V102L206 101ZM256 99H258V98H256ZM261 99V98H260ZM132 100V99H131ZM178 100V99H177ZM179 100H180V98H179ZM220 100H224L225 101V98L224 99H221L220 98ZM245 100V99H244ZM250 100V99H249ZM62 100H60V101H56V102H58V104L59 105H57V106H55V107H57V110L60 108V106H62L61 105V103H59V102H61ZM101 101V100H100ZM134 101V100H133ZM175 101V100H174ZM228 101V100H227ZM226 101V102H227ZM250 101H252V100H250ZM260 100H258V101H255V102H259ZM5 102V101H4ZM11 102V101H10ZM66 102V101H65ZM65 102H63V103H65ZM78 102H79V100H78ZM218 102H219V99H218ZM218 102H214L213 104L214 105H217V104H219ZM249 101H247V103H248ZM132 103V102H131ZM222 103V102H221ZM244 103H246L245 101H244ZM244 103H242V105L244 104ZM251 103V102H250ZM250 103H248V105L250 104ZM111 104V103H110ZM229 104L230 103H228V106H229ZM234 104V103H233ZM241 103H239V105H240ZM254 104H256V103H254ZM253 104V106H255ZM85 105V104H84ZM108 105V104H107ZM173 105V104H172ZM189 105V106H188ZM210 105V104H209ZM213 105V106H214ZM221 105V104H220ZM220 105H218V106H220ZM69 106V105H68ZM133 106V105H132ZM171 106V105H170ZM232 106V105H231ZM72 107H74V106H72ZM72 107H70V108H72ZM101 107H103V109L101 110V111H99L98 110V112H101V114H107L106 115V117H108V119H106V122H105V126L104 125H102V128H104V131H105V133H106V135L107 134H109L110 133V131H111V128H112V126L114 125V124H118L119 123V119L118 120H116L115 119V117H114V115H112L111 114V111L110 112H108L107 111V106H106V104L105 103H103V105L101 106ZM163 107V106H162ZM178 107V106H177ZM206 107V106H205ZM241 107V106H240ZM110 108V107H109ZM135 108V107H134ZM150 108V107H149ZM196 108V107H195ZM220 108H221V106H220ZM241 108H243V109H245L246 110V106L244 105V107H241ZM240 108V109H241ZM251 108V107H250ZM100 109V108H99ZM181 108H179V110H180ZM229 109V108H228ZM68 110V109H67ZM66 110V111H67ZM145 110V109H144ZM235 110V109H234ZM59 112H60V110H58ZM82 111V110H81ZM200 111V112H201ZM206 111V110H205ZM243 111V110H242ZM59 112H57V113H59ZM201 112V113H202ZM245 112H247V110L245 111ZM20 113V112H19ZM88 113H89V111H88ZM180 113H181V110H180ZM204 113V112H203ZM248 113V112H247ZM250 113V112H249ZM264 103H262L261 105L259 104V106H257L256 107V111H255V114H244V113H239L238 115L236 114V115H234V117H232L233 118V120H232V122H230L231 124H229L228 126H227V130L228 131H230L231 133H232V137H230L231 139L233 138L234 140L236 139V141H237V157H235V159L233 158V159H231L230 161H228L229 163L227 164V166H225L224 164H223V166H225V167H221L220 169L221 170H223V171H225V172H228V174H229V167H231V165H233V164H237V183L236 182H234V183H236L237 185H235L236 186V188H234V189H236V191H235V193H237V194H234V195H232V193L230 194V197H229V199H228V201H227V205H226V208H225V206H223V208L221 207V204L223 203L221 200L220 201H218L219 199H222L223 201L225 200V199H223V198H220L219 197V199L217 200V198H216V196H214L215 197V199L217 200V202H216V204H214V210H219L220 208H222L223 210V213H222V211H221V213L222 214H224V208L225 209H227L226 211H227V215H226V218L225 219H223V222H222V226H221V228H219V229H221V233L218 235V236H215V226L216 225H214L212 222H211V218H212V216H213V213H210L209 214V212H208V216L206 215V212H205V215H206V217L207 218H203V217H201V211H197V209L196 208H194L195 207V200H197V199H195L194 201H192V199H191V201L189 202V203H191L190 204V209H188V210H191L190 212H188V214H189V216H191V217H188L187 215H185L184 213H181V214H184L185 216H187L188 217V219H187V217H186V221H194V220H191L192 218H194L195 216L197 217L196 219L197 220H199L200 221V223H201V225H200V230H202V231H204L203 230V228L202 227H204L205 225H207L208 227H210V229L208 230V231H206V232H208L207 233V236H206V234L205 235H203L205 232H200V235L199 236H201V233H203L202 234V236L201 237H204V240H202V241H197V242H195L196 243V245L195 246H193V244L192 243H190L189 242V238H187L185 235H181L182 236V240H181V243H180V245L181 246H187L189 243V245L187 246V248H189V249H187V250H192V246L195 248L194 249V252L197 250L196 249V246H197V244L200 242V245L198 244V252H197V254H195V255H193V257L191 258L192 260L191 261H194V264H201V262H203L207 257L208 258H210L211 259V264H221L222 263V261L225 259V255H227V254H225V255H223L224 254V252H225V250L228 248L229 249V247L231 246V250H232V252H231V255L228 257L229 259H230V257H231V261L232 262H235V261H237L238 260V258H240V257H238L239 256V250L240 249H238V243H239V241L241 240H239V235H240V238H241V234L240 233H242L241 231H239L238 229H239V227H245L246 225H247V222H251V223H254L255 224V227L254 228H252L251 229V231L249 232V234H248V236L247 237H245L244 239H243V241L244 242H246L247 244H248V246H247V249H248V253H247V255L248 254H250L249 256H247L246 258H248V257H250V256H255V254L257 255V253L258 254H261V250H260V248H261V246L262 245H264ZM54 114V113H53ZM61 114V113H60ZM65 114V113H64ZM66 114H67V112H66ZM68 114H69V112H68ZM100 114V113H99ZM100 114V115H101ZM188 114V113H187ZM182 115V114H181ZM60 116V115H59ZM78 116V115H77ZM185 116V115H184ZM183 116V117H184ZM212 116V115H211ZM159 117H161V116H159ZM178 118H179V116H177ZM213 117V116H212ZM162 118V117H161ZM180 118H181V116H180ZM12 119V118H11ZM196 119V118H195ZM194 119V120H195ZM1 120V119H0ZM3 120V119H2ZM67 120V119H66ZM219 120V119H218ZM221 120V119H220ZM230 120V121H231ZM4 121V120H3ZM10 121V120H9ZM16 121V120H15ZM180 120H178V122H179ZM211 121V120H210ZM224 121V120H223ZM5 122V121H4ZM21 122H23V121H21ZM21 122H19V123H21ZM183 122V121H182ZM2 123V122H1ZM17 123V122H16ZM153 123H155V122H153ZM222 123V122H221ZM7 124H9L8 123V121H7ZM6 124V125H7ZM53 124V123H52ZM56 124H58V123H56ZM116 124V125H117ZM152 124V123H151ZM179 124V123H178ZM181 124V123H180ZM217 124V123H216ZM4 125H5V123H4ZM115 125V126H116ZM203 125V124H202ZM56 126V125H55ZM54 126V127H55ZM75 126V125H74ZM3 127V126H2ZM8 127H9V125H8ZM22 127V126H21ZM42 127V126H41ZM41 127H38V129L39 128H41ZM53 127V128H54ZM63 130H64V128L66 127H64V126H60ZM70 127H72V126H70ZM119 127V126H118ZM134 127V126H133ZM153 127H155V125L153 126ZM6 128V127H5ZM14 128H16V127H14ZM17 128L19 129V127L17 126ZM16 128V129H17ZM139 128L140 127H134L133 129H131L130 131H128L129 132V134H127V135H130L131 137L132 136H136L137 134H138V132H139ZM144 128V127H143ZM206 128V127H205ZM47 129V128H46ZM58 129V128H57ZM55 130V129H53V130H55L54 132L52 131V134H45L44 135V137L42 138V140L40 141V146L37 148V154H38V156H40V157H43L44 155H45V150H48V149H51L52 147V155H53V158L55 159V158H57V157H59L60 155H59V151H60V149H61V147H62V145H61V142L59 141V134L58 133H61V132H58V130ZM72 129V128H71ZM120 129V128H119ZM155 129V128H154ZM208 129V128H207ZM49 130V129H48ZM52 130V129H51ZM172 130V129H171ZM42 131V130H41ZM44 131V130H43ZM59 131H61V130H59ZM76 131V130H75ZM118 132H119V130H117ZM144 131H146V130H144ZM205 131V130H204ZM38 132V131H37ZM51 132V131H50ZM63 133H64V131H62ZM69 132H70V130H69ZM71 132H72V130H71ZM140 137L139 136H137V137H139V139H136V141L137 140H139L138 142V145H136L137 147H138V149H137V153L138 154H141L142 153V151H143V149H145V142H146V139L148 138V137H146V134H145V132H143V129H142V131L140 130ZM163 132V131H162ZM200 132V131H199ZM230 132H228V133H230ZM15 133V131H11V136L13 135H15L14 134ZM78 133V132H77ZM112 133V132H111ZM110 133V134H111ZM117 133V132H116ZM120 133V132H119ZM149 133V132H148ZM155 133V132H154ZM164 133V132H163ZM204 133V132H203ZM202 133V134H203ZM6 134V133H5ZM32 134H33V132H32ZM31 134V135H32ZM156 134V133H155ZM19 135V134H18ZM30 135V136H31ZM81 135V134H80ZM182 135V134H181ZM203 135H205V134H203ZM10 136V135H9ZM38 136V135H37ZM43 136V135H42ZM83 136V135H82ZM110 136V138L109 139H107V143H109L110 145H114V141H115V138H113V136L112 135H109ZM112 136V137H111ZM162 136H163V134H162ZM14 137H16V136H14ZM24 137V136H23ZM39 137V136H38ZM91 137V136H90ZM103 137V139H104V136H102ZM178 137V136H177ZM187 137V136H186ZM6 138V137H5ZM11 137H9L8 139L6 138V140H4L3 142H4V144L1 146L3 149H4V151L7 153V154H13V153H15L16 152V150H15V145H14V141H12L11 139H10ZM183 138V137H182ZM88 139V138H87ZM86 139V140H87ZM91 139H92V137H91ZM100 139H101V137H100ZM103 139H101V140H103ZM153 139V138H152ZM152 139H150V140H152ZM166 139V138H165ZM173 139V138H172ZM171 139V140H172ZM181 139V138H180ZM230 139V140H231ZM232 139V141H234ZM3 140V139H2ZM15 140V139H14ZM89 140H90V138H89ZM131 140V139H130ZM159 136H158V142H159ZM178 140H179V137H178ZM198 140V139H197ZM216 140H218V138L216 139ZM91 141V140H90ZM104 141H106V139L104 140ZM133 141V140H132ZM157 141V140H156ZM155 141V142H156ZM162 141H164V140H162ZM189 141V140H188ZM195 141V140H194ZM202 141V140H201ZM205 141V140H204ZM222 141V140H221ZM231 141V142H232ZM235 141V142H236ZM117 142V141H116ZM129 142V141H128ZM197 142V141H196ZM224 142V141H223ZM160 143V142H159ZM67 143L65 142L64 143V145H66ZM133 144V143H132ZM149 144V143H148ZM171 144H173V142H171ZM184 144H185V142H184ZM187 144H189V143H187ZM186 144V145H187ZM195 144H197L198 145V142L197 143H195ZM211 144H215L214 142L213 143H211ZM218 144V143H217ZM216 144V145H217ZM223 145V143H220V145ZM236 144V143H235ZM160 145V144H159ZM179 145V144H178ZM181 145V144H180ZM179 145V146H180ZM215 145V146H216ZM225 145V144H224ZM61 146V147H60ZM71 146H72V144H71ZM184 146V145H183ZM218 146V145H217ZM85 147V146H84ZM149 147V146H148ZM186 147V146H185ZM184 147V148H185ZM192 147H193V145H192ZM223 147V146H222ZM228 147L229 148H231V150H232V147H231V144L230 145H228ZM227 147V148H228ZM17 148V147H16ZM106 148V147H105ZM151 148V147H150ZM183 148V147H182ZM188 147H186V149H187ZM2 149V150H3ZM18 149V148H17ZM36 149V148H35ZM91 149H93L92 147H91ZM96 149V148H95ZM99 149V148H98ZM104 149V148H103ZM117 149V153H118V155L119 154H121V150H120V147L118 148H116ZM233 149H234V147H233ZM25 150V149H24ZM111 150V149H110ZM196 150V149H195ZM218 150V149H217ZM3 151V152H4ZM63 151H65V150H63ZM157 151H159V150H157ZM175 151H176V149H175ZM191 151V150H190ZM234 151V150H233ZM24 152V151H23ZM68 152H69V150H68ZM77 152V151H76ZM84 152V151H83ZM98 152V151H97ZM141 152V153H140ZM153 152H154V150H153ZM210 152H212L211 150H210ZM229 153L231 152V151H228ZM5 153V154H6ZM75 153V152H74ZM99 153V154H98ZM98 153H96L97 155H96V158L93 160L94 161V163H96V161H98L99 163H98V167H99V165H100V167H101V169L104 167L106 170H108L107 172H109L110 174L111 173H113V172H111L109 169L111 168L110 167V165L109 166H103V164H102V158H101V151H99ZM177 153V152H176ZM186 154H187V152H185ZM193 152H191V154H192ZM209 153V152H208ZM228 153V155H227V158H228V156H230V154ZM232 153H234V152H231V154ZM80 154L81 153H79V156H80ZM156 154V153H155ZM173 154H175V153H173ZM181 154V153H180ZM190 154V153H189ZM188 154V155H189ZM224 154V153H223ZM226 154V153H225ZM224 154V155H225ZM61 155H64V154H61ZM66 155V154H65ZM82 155V154H81ZM150 155V154H149ZM160 155V154H159ZM158 155V156H159ZM188 155H187V157H188ZM207 156H208V154H206ZM7 156V155H6ZM5 156V157H6ZM24 155H22V157H23ZM46 156V155H45ZM68 156V155H67ZM86 156H88V155H86ZM185 156V155H184ZM192 156V155H191ZM236 156V155H235ZM21 157V158H22ZM81 157V156H80ZM151 157V156H150ZM181 157V156H180ZM2 158V157H1ZM59 158H61V157H59ZM63 158V157H62ZM65 158H67V157H65ZM69 158L71 159V157L69 156ZM104 158V157H103ZM23 159V158H22ZM28 157L26 156V157H24V162H25V164L27 163V161H28ZM44 159V158H43ZM68 160V162H64V163H66V171L67 172H69V169H70V166H69V164H70V161L71 160ZM78 159V158H77ZM182 159H183V157H182ZM181 159V160H182ZM185 159H186V156H185ZM229 159V158H228ZM2 160V159H1ZM62 160V159H61ZM74 160H76V158H74ZM73 160V161H74ZM104 160V159H103ZM148 160V159H147ZM181 160L180 159H175V160H173V161H175V163H179V161L181 162ZM189 160V159H188ZM204 161H205V159H203ZM57 161V160H56ZM72 161V162H73ZM82 161V160H81ZM80 161V162H81ZM91 161V160H90ZM185 161V160H184ZM2 162V161H1ZM4 162V161H3ZM17 163V162H16ZM33 163V162H32ZM78 163V162H77ZM104 163V162H103ZM115 163H117V166H118V168H121L123 171L125 170V177H124V182L126 183V188H131V186H132V175L134 174V172H136V171H134L133 172V170H132V167H133V169H135V167H136V164L138 163V161L137 160H134V159H132V160H130V159H123V160H120V158H119V160L118 161H116ZM115 163H113V164H115ZM173 163V162H172ZM202 163V162H201ZM205 163V162H204ZM218 163L220 164V162H217V165H218ZM4 164V163H3ZM42 164H43V160H41L40 161V163L39 164H37L36 165V177L35 178H38L40 175H41V173H42ZM208 163H206V165H207ZM54 165V164H53ZM52 165V166H53ZM76 165V164H75ZM93 165H95V164H93ZM106 165V164H105ZM172 165V164H171ZM209 165V164H208ZM28 166V165H27ZM74 166V165H73ZM112 166V165H111ZM139 166V165H138ZM174 166V165H173ZM203 166V165H202ZM221 166H222V164H221ZM68 167H69V169H68ZM86 165H81V170L82 171H84L85 169H86ZM146 167V166H145ZM188 167H189V165H188ZM210 167V166H209ZM214 167V166H213ZM54 168V167H53ZM72 168V167H71ZM112 168H113V166H112ZM139 168H141V167H139ZM157 168V167H156ZM156 168L155 167H151V166H148L147 165V174L149 175V178H150V180H149V182H148V185H147V188H145V190L143 191V193H142V195H143V197L144 198H146V197H150V195L152 194V191H153V189H154V186H155V176H154V174H155V171H156ZM174 168H175V166H174ZM206 168V167H205ZM14 169V168H13ZM33 169L34 168H32V171H33ZM120 169V170H121ZM142 169V168H141ZM178 169V168H177ZM176 169V170H177ZM208 169V168H207ZM234 169V168H233ZM72 170V169H71ZM77 170V169H76ZM139 170V169H138ZM162 170V169H161ZM160 170V171H161ZM175 169H174V171H171V169H170V171L171 172H169L170 173V175L169 174H167V173H164L165 175H164V180L167 182V183H169V185H168V187L171 189V187L172 188H178L177 187V181H176V179L178 180V174H176L175 173V171H176ZM181 171L183 170V169H180ZM185 170V169H184ZM189 170V169H188ZM191 170H192V168H191ZM205 170V169H204ZM202 171V173L201 174H203V172H205V171ZM218 170V167L216 168V170H215V172H218L217 171ZM30 171V170H29ZM79 171V170H78ZM157 171H158V169H157ZM187 170H185V172H186ZM236 171V170H235ZM13 172H15V171H13ZM102 172H103V170H102ZM122 172V171H121ZM145 171H144V173H146ZM159 172V171H158ZM176 172H178V171H176ZM180 172V171H179ZM178 172V173H179ZM183 172V171H182ZM224 172V173H225ZM17 173V172H16ZM28 173V172H27ZM116 173V172H115ZM190 174H191V172H189ZM212 173V172H211ZM211 173H209V174H207V175H211ZM14 174V173H13ZM22 174H24V173H22ZM34 174V173H33ZM79 174H80V172H79ZM121 174V173H120ZM123 174V173H122ZM121 174V175H122ZM140 174V173H139ZM213 174V173H212ZM221 174H222V172H221ZM81 175V174H80ZM93 175V174H92ZM216 175H217V173H215V174H213V177L211 176V178H212V182L210 183V182H208L209 183V185H211L216 179ZM103 176V175H102ZM109 176V175H108ZM113 176H114V174H113ZM140 176H141V174H140ZM162 176V175H161ZM160 176V177H161ZM184 176V175H183ZM201 176V175H200ZM203 177L205 176L204 174L202 175ZM221 176V175H220ZM30 177V176H29ZM121 177H123V176H121ZM181 177V176H180ZM234 177V176H233ZM25 178V177H24ZM96 178V177H95ZM101 178H103V177H101ZM134 178H137V177H134ZM146 178V177H145ZM183 178V177H182ZM197 178V177H196ZM196 178H194L195 180H196ZM13 179H14V177H13ZM194 179H192V180H194ZM201 179H203V178H201ZM200 178H199V180H201ZM205 179V178H204ZM203 179V180H204ZM225 179V178H224ZM31 180H33V179H31ZM92 180V179H91ZM161 180V179H160ZM180 180V179H179ZM197 180H198V178H197ZM203 180L202 181H200V182H203ZM206 180V179H205ZM204 180V181H205ZM233 180V179H232ZM231 180V178H230V181H232ZM34 181V180H33ZM98 181V180H97ZM111 181H113V180H111ZM182 181V180H181ZM185 181H187V180H185ZM184 181V182H185ZM27 182V181H26ZM31 182V181H30ZM140 182H141V180H140ZM145 182H147V181H145ZM163 182V181H162ZM192 182V181H191ZM205 182H207V181H205ZM6 183H8V182H6ZM32 183V182H31ZM44 183V182H43ZM112 183H114V182H112ZM118 183V182H117ZM136 183V182H135ZM225 183H226V181H225ZM224 182H223V184H225ZM14 184V183H13ZM29 184V183H28ZM64 184H65V182H64ZM136 184H138V183H136ZM159 183H157V185H158ZM180 184V183H179ZM185 184V183H184ZM187 184H189V183H187ZM191 184H193V182L191 183ZM202 183H200L199 185H201ZM222 184V185H223ZM228 184V183H227ZM232 184H233V182H232ZM108 185V184H107ZM208 185V186H209ZM221 184H220V188L219 189H221V187H223ZM35 186V185H34ZM67 186V185H66ZM136 186H138V185H136ZM163 186H164V184H163ZM162 186V187H163ZM226 186V185H225ZM224 186V187H225ZM233 186V185H232ZM234 186V187H235ZM157 187V186H156ZM188 187L189 186H184L183 185V183L181 184V191H182V193H183V195L185 196V194L187 193V191H188ZM206 187V186H205ZM213 187H216V186H213ZM218 187H219V185H218ZM19 188H21V187H19ZM164 189H165V186L163 187ZM169 188H168V190H169ZM196 188H199V186H197L196 185ZM201 188V187H200ZM203 188V187H202ZM167 189V188H166ZM209 189H211L210 187H209ZM224 189V188H223ZM226 189H227V187H226ZM231 190H232V188H230ZM18 190V189H17ZM20 190V189H19ZM18 190V191H19ZM25 190V189H24ZM30 190V188L28 189V191ZM168 190L167 191H165V190H162V192H161V195L159 196V197H157L158 196V194H156V197H154L155 199H153V203H155L157 206H158V209H154V211H151V213L148 215V219L146 220V222H147V225H146V231H148L151 227H152V224H153V222L155 223V218L156 217H163V218H166L165 216L166 215H169L171 218H172V220L170 221V223H171V226L173 227L172 228V232H174L173 234H178V233H180V234H183L181 231H183L184 232V226H182V228H184V229H180V226H179V219H183V217H182V215H181V218H179L178 216H179V213L182 211L181 210V208H180V206H179V208H176L177 210H172L171 212H169V211H167V213H166V211H165V209L168 207V209H169V205H170V203H171V201H173V200H170L169 198H168V196H167V194H169L168 193ZM198 190V189H197ZM196 190V191H197ZM201 189H199L198 191H200ZM203 190V189H202ZM218 190V189H217ZM217 190H215V191H217ZM123 191H124V188H123ZM176 191V190H175ZM234 191V190H233ZM8 192V191H7ZM11 192V191H10ZM206 192V191H205ZM219 191H217V193H218ZM222 192V195H223V191H221ZM229 192H230V190H229ZM4 193H5V191H4ZM3 193V194H4ZM176 193V192H175ZM225 193V192H224ZM1 195H3L2 193H0ZM22 194H24V193H22ZM81 194V193H80ZM258 194V195H257ZM1 195H0V198H1ZM21 195V194H20ZM19 195V196H20ZM113 195V194H112ZM170 195V194H169ZM171 195H175V194H171ZM191 195V194H190ZM209 195V194H208ZM226 195L227 194H224V196H222V197H226ZM262 196V199H261V201H258L257 202V204L254 202V200H255V198L257 197V196ZM32 196H34V194L32 195ZM178 196V195H177ZM184 196H182V197H184ZM229 196V195H228ZM228 196L226 197V199L228 198ZM259 196V197H260ZM48 197V196H47ZM55 197V196H54ZM82 197V196H81ZM130 197V196H129ZM178 197H180V196H178ZM181 197V198H182ZM187 197V196H186ZM206 197V196H205ZM258 197V198H259ZM9 198V197H8ZM90 198V197H89ZM131 198V197H130ZM130 198H128V193L127 192H123V193H120V194H118V195H116L115 197H112L111 196V198H108L109 200H107L106 202H105V204H104V206L103 207H101L100 209H99V211L97 212L98 214H100L102 217H105L106 218V216H107V214H109V213H111L112 211H113V209H114V206H116L115 207V210L117 211V210H123V209H125L127 206V204H128V202H130ZM141 198V197H140ZM158 198V199H157ZM170 198H172V197H170ZM185 198V197H184ZM183 198V199H184ZM188 198V197H187ZM46 199V198H45ZM143 199V198H142ZM178 199V198H177ZM257 199V198H256ZM6 200V199H5ZM165 200H170V203H169V205H168V203H167V205L168 206H166V208L165 209H163L164 207H163V203L165 202ZM176 200V199H175ZM185 200V199H184ZM187 200V199H186ZM259 200V199H258ZM25 201V200H24ZM46 201V200H45ZM60 201V200H59ZM138 201H139V198H138ZM177 201V200H176ZM187 201H189V200H187ZM201 201V200H200ZM214 201V200H213ZM114 202H116V204L115 205H113V203ZM145 202V201H144ZM183 203H184V201H182ZM197 202H199V201H197ZM196 202V203H197ZM222 202V203H221ZM3 203V202H2ZM139 203H140V201H139ZM173 203V202H172ZM199 203H201V202H199ZM199 203H197V204H199ZM219 203H221L220 205H219ZM1 204V203H0ZM5 204V203H4ZM4 204L3 205H0L1 206V210H5V207H4ZM24 204V203H23ZM61 204V203H60ZM59 204V205H60ZM133 204V203H132ZM205 204H207V203H205ZM211 204H212V202H211ZM223 204H225V202L223 203ZM66 206H67V204H65ZM65 205H64V207H65ZM155 205V206H156ZM164 205H165V203H164ZM175 205H176V203H175ZM180 205V204H179ZM181 205H182V203H181ZM184 205H186V204H184ZM218 205L220 206V208H218L217 209V207H218ZM56 206V205H55ZM134 206V205H133ZM207 206V205H206ZM211 206V205H210ZM201 207V206H200ZM213 207H211L212 209H213ZM29 208V207H28ZM153 208H155V207H153ZM171 208H174L175 209V206L174 207H171ZM186 208H188V205H186ZM202 208H203V206H202ZM204 208H205V205H204ZM203 208V209H204ZM54 209V208H53ZM58 209V208H57ZM183 209H185V208H183ZM196 209V210H195ZM132 210V209H131ZM153 210V209H152ZM187 210V209H186ZM187 210V211H188ZM49 211H50V207H49ZM48 211V214L47 215H49V213H51V212H53V210L51 211V212H49ZM71 211V210H70ZM139 211V209L137 210V212ZM5 212V211H4ZM95 212V211H94ZM93 212V213H94ZM117 212H119V211H117ZM133 212H135L134 211V209H133ZM183 212V211H182ZM185 212V211H184ZM125 213V212H124ZM203 213V212H202ZM27 214V213H26ZM91 214H92V212H91ZM117 214V213H116ZM212 214V215H211ZM55 215H56V213H55ZM95 215H97V214H95ZM119 215V214H118ZM1 216H2V214H1ZM185 216H184V218H185ZM193 216V217H192ZM21 217V216H20ZM49 217H51L50 219H52V216H49ZM60 217H61V215H60ZM110 217H112V216H110ZM215 217V216H214ZM220 217H222V215L220 216ZM28 218V217H27ZM48 218V217H47ZM77 218V217H76ZM87 218V217H86ZM91 218V217H90ZM93 218V217H92ZM122 218V217H121ZM163 218H160V219H163ZM169 218V217H168ZM190 218V219H189ZM224 218V217H223ZM37 219V218H36ZM109 219V218H108ZM124 219V218H123ZM27 220V219H26ZM56 220H58L57 218H56ZM55 220V222H57ZM104 220V219H103ZM221 220V219H220ZM36 221V220H35ZM46 221H49V219L48 220H46ZM123 221V220H122ZM182 222H184L183 220H181ZM235 222V224L237 225H232V223L231 222ZM54 222V223H55ZM191 222V223H192ZM195 222V221H194ZM198 222V221H197ZM59 223H62L61 222V220L59 221ZM88 223V222H87ZM187 223V222H186ZM250 223V224H251ZM52 224V223H51ZM105 224H110V222L109 221H107V223H105ZM117 224V223H116ZM181 224H183V223H181ZM180 224V225H181ZM254 224H251V225H254ZM37 225V227H38V223L36 224ZM46 225L48 226H50V224H49V222L48 223H46ZM170 225V224H169ZM188 225V224H187ZM197 225H199V224H197ZM251 225L249 226V224H248V226H249V228L251 227ZM14 226V225H13ZM13 226H11V225H9L8 223H6L5 221H1L0 220V232H4V231H8V232H11V234H12V232H14L15 234L13 235V240L11 239V241H12V243H10V246H5V247H3L4 246V244H3V246L1 245V243H0V246L3 248L2 250H1V254L3 255V257L1 258V260L2 261H6V260H8L9 258H11V257H9V258H7V255H9L8 253V251L11 249L10 247L13 245V244H16V243H20V242H24L26 245H27V247H29V248H32V247H35L36 249H38V250H43V251H46V250H48L49 248H51V247H53L54 249H53V253H54V257L55 258H65V257H67L68 258V260L67 261H74L73 262V264H81V263H84L85 261H87V260H90L89 258L87 259V257L88 256H86V255H84L83 253H74L71 249H69V248H67L66 246L64 247H62V246H59V245H56V244H54L53 242H51L50 240L51 239H48L47 237V239H45V238H42V237H40L39 235H37V234H33V233H28V234H25L26 233V231H21V230H19V228H14ZM89 226H90V224H89ZM163 226V225H162ZM192 226V225H191ZM190 226V227H191ZM71 227V226H70ZM69 227V228H70ZM107 227V226H106ZM106 227H104V228H106ZM165 227V226H164ZM186 227V229L188 228L187 226H185ZM193 227V226H192ZM191 227V228H192ZM219 227V226H218ZM36 228V227H35ZM108 228V227H107ZM144 228V227H143ZM206 228V227H205ZM204 228V229H205ZM236 228H237V232H236ZM71 229V228H70ZM109 229H110V227H109ZM106 230V231H110V230ZM166 229V228H165ZM198 229V230H199ZM82 230V229H81ZM168 230L169 231H171V229L170 228H168L167 230H165L166 232H168ZM197 230V232H199ZM217 230V229H216ZM103 231V230H102ZM186 231V230H185ZM240 233H239V232ZM59 232V231H58ZM77 232V231H76ZM92 232V231H91ZM94 232V231H93ZM149 232V231H148ZM172 232H170L171 234H172ZM187 232V231H186ZM189 232H191L190 230H189ZM246 233H247V231H245ZM245 232H243V234L245 233ZM5 233V232H4ZM102 233V232H101ZM169 233V234H170ZM194 233V232H193ZM102 234H104V232L102 233ZM162 234V233H161ZM166 234V233H165ZM168 234V235H169ZM188 234V233H187ZM116 235V234H115ZM158 235V234H157ZM189 235V234H188ZM247 235V234H246ZM9 236H11L10 234H9ZM8 236V237H9ZM106 236H108V235H106ZM109 236H110V234H109ZM160 236V235H159ZM165 236H167V235H165ZM7 237V238H8ZM113 237V236H112ZM174 237V236H173ZM201 237H199L200 239H201ZM242 237H244V236H242ZM2 238V233H1V237H0V239ZM10 238H12V237H10ZM10 238L8 239V241H10ZM160 238V237H159ZM197 239H199L198 237H196ZM227 238V239H226ZM64 239V238H63ZM75 239V238H74ZM77 239V238H76ZM212 239H214V242L213 241H211ZM216 239V240H215ZM3 240V239H2ZM6 240V239H5ZM81 240V239H80ZM107 240H109V239H107ZM113 240H114V238H113ZM172 240V239H171ZM193 240V239H192ZM226 240H230V242L231 243H233V244H230L226 249L224 248V247H226ZM7 241V240H6ZM10 241V242H11ZM79 241V240H78ZM194 241V240H193ZM192 241V242H193ZM196 241V240H195ZM0 242H1V240H0ZM5 242V241H4ZM3 242V243H4ZM73 242V241H72ZM154 242V241H153ZM188 243V244H187ZM77 244V243H76ZM173 244V243H172ZM177 244H179L178 242H177ZM64 245V244H63ZM75 245V244H74ZM175 245V244H174ZM242 245V244H241ZM98 246V245H97ZM167 246V245H166ZM102 247V246H101ZM105 248V247H104ZM110 248V247H109ZM241 248V247H240ZM245 248H246V246H245ZM34 249V248H33ZM33 249L31 250V251H33ZM177 249H179V247L177 248ZM184 249H186L185 247H184ZM243 249H244V247H243ZM263 249H264V247H263ZM262 249V250H263ZM105 250H107L106 248L104 249V251ZM245 250V249H244ZM244 250H242V251H244ZM29 251V250H28ZM49 251V250H48ZM188 251V252H189ZM241 251V252H242ZM246 251V250H245ZM51 252V251H50ZM94 252H97V250L96 251H94ZM247 252V251H246ZM180 253H181V251H180ZM0 254V255H1ZM28 254H29V252H28ZM30 254H32V253H30ZM50 254V253H49ZM163 254V253H162ZM241 254V256L243 255L242 253H240ZM245 254V253H244ZM114 255V254H113ZM181 255V254H180ZM246 255V254H245ZM244 255V256H245ZM35 256V255H34ZM50 256H51V254H50ZM94 256V255H93ZM100 256H102V255H100ZM157 257V256H156ZM183 257V256H182ZM20 258H22L21 256H20ZM59 258V259H60ZM145 258V257H144ZM189 258V257H188ZM32 259H33V257L32 256H29V257H27V258H25L24 259V261H23V264H31L32 263ZM60 259V260H61ZM86 259V260H85ZM94 259V258H93ZM98 259V258H97ZM183 259V258H182ZM258 259V258H257ZM257 259H255V260H257ZM262 258H260V259H258V260H261ZM12 260V259H11ZM63 260V259H62ZM246 259H244V261H245ZM248 260V259H247ZM250 260H251V258H250ZM252 260H253V258H252ZM257 260V261H258ZM93 261V260H92ZM177 261V260H176ZM184 261V260H183ZM188 261V259L186 260V262ZM207 261H209V260H207ZM230 261V262H231ZM4 262H3V264H4ZM51 262V261H50ZM63 262V261H62ZM113 262V261H112ZM155 262V261H154ZM229 262V263H230ZM243 262V261H242ZM249 262V261H248ZM252 262H254V261H252ZM37 263V262H36ZM67 263V262H66ZM172 263L173 264H176V263H174L173 262V260H172ZM224 263H226V264H228V262L227 261H225V262H223L222 264H224ZM241 263V262H240ZM239 263V264H240ZM246 263H247V261H246ZM258 263V262H257ZM12 264V263H11ZM93 264H106L105 262H103L102 260H96V261H93ZM182 264H184V263H182ZM206 264H208V262L206 263ZM232 264V263H231ZM235 264H237V263H235ZM245 264V263H244ZM253 264H256V263H253Z\"/></svg>",
    "mask_w": 264,
    "mask_h": 264
}]
</instances>
